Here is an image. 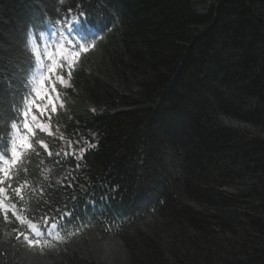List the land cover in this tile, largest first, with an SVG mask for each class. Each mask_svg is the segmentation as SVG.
<instances>
[{
	"label": "trees",
	"instance_id": "16d2710c",
	"mask_svg": "<svg viewBox=\"0 0 264 264\" xmlns=\"http://www.w3.org/2000/svg\"><path fill=\"white\" fill-rule=\"evenodd\" d=\"M50 28L100 38L56 81L51 135L0 165V264H264V0H0L7 152L26 33ZM13 211L75 235L30 252Z\"/></svg>",
	"mask_w": 264,
	"mask_h": 264
},
{
	"label": "snow or ice",
	"instance_id": "6c2138e0",
	"mask_svg": "<svg viewBox=\"0 0 264 264\" xmlns=\"http://www.w3.org/2000/svg\"><path fill=\"white\" fill-rule=\"evenodd\" d=\"M63 3V0H60ZM33 28L36 25L32 26ZM26 35L28 36V44L31 45L30 52L31 56L29 57V62L31 65L32 57H35L36 66L38 67V71H35L32 75L31 81L25 85L26 95L21 98L19 102L13 98L11 103V110L15 112V116L10 124V128L12 130L11 134L7 135L8 141H10L11 145V159H3L2 162L6 167L3 169V177L5 179L9 178V169L17 165L21 159L22 152L21 150H35L34 145L30 142V137H34L36 132L33 130L32 124H35V128L39 131L48 132L49 126L43 124L38 121L37 115L35 113H39L42 117L44 113L48 111V107L44 106L42 102L44 100L48 101V105L51 107V113L57 112L56 105L52 102L51 93H56V97L59 98V91L57 90V83L64 87H71L69 81L72 76V69L76 59H78L80 52L87 51V46L78 45L79 51H72L67 49L64 44L59 43L57 41L56 46L44 45V52L39 50V43H43L44 41V33L38 32L35 35L31 30H29ZM59 39H65L64 37H60ZM39 42V43H38ZM68 43H71L68 41ZM49 47H52L53 50L49 51ZM42 56L47 58V63L42 60ZM67 66L68 72V80L66 81L64 76L61 75V70H63ZM55 77V80L53 79ZM63 106V105H61ZM22 108V110H21ZM92 111H95L93 108ZM31 114V121H28V117ZM49 120L51 119V115L47 117ZM22 122V130L19 125ZM2 140V138H0ZM41 147L45 150L48 149V145L43 140L36 141ZM79 143V141H77ZM83 151V149H81ZM9 153L4 150V148H0V157L8 156ZM48 155H52L50 151H48ZM58 155V154H57ZM0 183H3L0 180ZM11 187V185H9ZM15 195L21 196L20 188L13 189ZM0 192H6L4 188H0ZM21 198H23L21 196ZM0 207H4L2 202H0ZM12 208H15V204L12 205ZM8 209L4 210V219L8 220ZM13 216H16V219L20 221L21 224H27L28 227L34 233V236L30 237L28 234L24 232H20V236L23 237V244L26 245L27 250L35 253L36 250L43 253L45 249L54 248L50 241L41 240L39 237L42 236V232L40 229L36 227L34 223L30 220H26L25 218L17 215L15 211L12 212ZM71 215V213L67 214ZM58 225L53 224L52 227L56 228ZM75 233H66L64 236H61L59 232L56 233L53 239L59 241L60 243H66L68 237L74 236ZM20 237L18 236L17 239Z\"/></svg>",
	"mask_w": 264,
	"mask_h": 264
},
{
	"label": "rangeland",
	"instance_id": "374dc122",
	"mask_svg": "<svg viewBox=\"0 0 264 264\" xmlns=\"http://www.w3.org/2000/svg\"><path fill=\"white\" fill-rule=\"evenodd\" d=\"M68 41H70L71 43H68ZM59 43H61V44H64L65 45V47L67 48V49H70V50H72V51H79V49H78V45H80V44H76L75 42H73V41H71V40H69V39H64V41L63 40H60L59 41ZM49 45V46H56L57 45V40L56 39H54V37L52 36V35H46V36H44V41H43V43H41V45H39V50L41 51V52H44V45ZM82 46V45H81ZM53 50V48L52 47H49V51H52ZM42 60L45 62V63H47V58L45 57V56H42ZM39 69H38V67L37 66H35V69H34V72L35 71H38ZM33 72V73H34ZM33 75V74H32ZM31 79H32V77H31ZM31 79H30V81H31ZM56 95V94H55ZM54 95V93H51V96H52V102L57 106V104L59 103V98H57L56 96ZM42 104L44 105V106H47V107H49V108H51L49 105H48V101L47 100H44L43 102H42ZM28 121L30 122V123H32V121H31V117L29 116L28 117ZM35 126V124H32V127H34ZM23 150H21V152H22ZM10 153H11V150H10ZM11 159V158H10ZM10 159H8V160H10ZM1 162H2V159H1ZM2 164H3V162H2ZM6 167V165H4L3 164V169ZM13 167V166H12ZM11 167V168H12ZM11 168L9 169V172H10V170H11ZM3 169H1V171L3 172ZM0 202H2V204H3V206L4 207H1L2 209H5V208H7L8 206L0 199ZM44 228V226L43 227H40V228H38V229H43ZM28 229L30 230V234H29V236L30 237H32V236H34V233L32 232V230L28 227ZM55 230H56V228H55ZM46 235H45V240H49V239H53L54 238V236H55V232H54V228H48V230L46 231V233H45ZM39 239H42V238H39Z\"/></svg>",
	"mask_w": 264,
	"mask_h": 264
}]
</instances>
